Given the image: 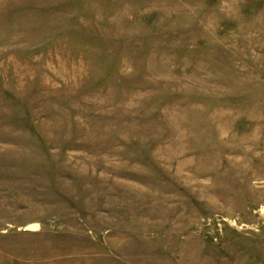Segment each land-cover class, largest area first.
I'll return each mask as SVG.
<instances>
[{"label":"rangeland","instance_id":"1","mask_svg":"<svg viewBox=\"0 0 264 264\" xmlns=\"http://www.w3.org/2000/svg\"><path fill=\"white\" fill-rule=\"evenodd\" d=\"M0 264H264V0H0Z\"/></svg>","mask_w":264,"mask_h":264}]
</instances>
